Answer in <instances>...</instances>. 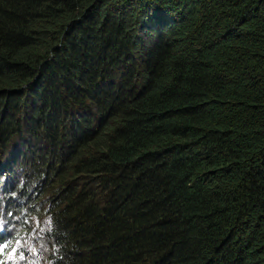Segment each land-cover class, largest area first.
Instances as JSON below:
<instances>
[{"label":"trees","instance_id":"1","mask_svg":"<svg viewBox=\"0 0 264 264\" xmlns=\"http://www.w3.org/2000/svg\"><path fill=\"white\" fill-rule=\"evenodd\" d=\"M11 144L67 264H264V0H0Z\"/></svg>","mask_w":264,"mask_h":264},{"label":"clouds","instance_id":"2","mask_svg":"<svg viewBox=\"0 0 264 264\" xmlns=\"http://www.w3.org/2000/svg\"><path fill=\"white\" fill-rule=\"evenodd\" d=\"M11 149L12 144L9 149L1 147V150L5 151L0 156V180H5L6 183L3 192L0 193V218L6 219L5 223L8 227L13 221L12 218L16 217L19 219L21 229L27 234L25 239L28 244L25 248H22L18 243L17 236L12 231L9 233L1 224L0 264H67V261L59 257V254L54 249L55 245L53 243L55 240L49 245L50 240L46 238V231L42 229L43 225L47 223L46 214L41 213L42 217H40L37 213L31 214L28 210L17 214L19 205L25 203L24 200L20 201L17 193L22 192L23 197L27 195L29 197V192H26L28 194L24 193V188L28 187V185L32 187L31 193L39 192L38 187L35 188L36 182H31L34 177L33 174L38 171L34 170L32 174L30 167V171H24V167L20 163L14 165L12 163L14 156L10 151ZM27 161L25 162L26 166H28ZM44 168L41 166V169ZM16 173H20L21 178L15 179L14 174ZM27 223L28 227L25 226ZM49 226L47 228L50 232L57 228L55 224L50 229Z\"/></svg>","mask_w":264,"mask_h":264},{"label":"rangeland","instance_id":"3","mask_svg":"<svg viewBox=\"0 0 264 264\" xmlns=\"http://www.w3.org/2000/svg\"><path fill=\"white\" fill-rule=\"evenodd\" d=\"M14 178L15 179L21 178V174L20 173L14 174ZM5 183H6L5 180H0V193L3 192ZM3 199H4V197H3ZM12 219H13V221L11 222V225L8 227V226H6V223H5L6 219L0 218V233H1V224H2L5 228V230H8L9 233L12 231V233L17 236L19 245L22 248H25L28 244V242L25 239L27 234L24 233V231L21 229L19 219H17L16 217L12 218Z\"/></svg>","mask_w":264,"mask_h":264}]
</instances>
